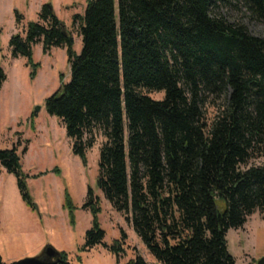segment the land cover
I'll list each match as a JSON object with an SVG mask.
<instances>
[{
    "label": "trees",
    "instance_id": "trees-1",
    "mask_svg": "<svg viewBox=\"0 0 264 264\" xmlns=\"http://www.w3.org/2000/svg\"><path fill=\"white\" fill-rule=\"evenodd\" d=\"M233 5L264 23V0H87L72 20L78 55L50 4L8 42L31 79L33 46L43 54L65 48L69 81L45 99V111L62 123L82 165L102 134L96 186L159 264H235L227 232L264 213V163L247 167L264 155V38L222 17L220 9ZM5 77L0 68V88ZM227 94L208 123L204 106ZM0 169L35 210L16 148L0 149ZM63 201L74 224L66 192ZM82 208L92 216L84 247L102 244L90 187ZM58 257L69 264L64 253ZM126 264L147 263L136 256Z\"/></svg>",
    "mask_w": 264,
    "mask_h": 264
},
{
    "label": "rangeland",
    "instance_id": "rangeland-1",
    "mask_svg": "<svg viewBox=\"0 0 264 264\" xmlns=\"http://www.w3.org/2000/svg\"><path fill=\"white\" fill-rule=\"evenodd\" d=\"M86 2L0 0V68L6 76L0 88V149H17L22 171L28 176V195L36 205L35 210L28 207L21 199L16 178L0 169V258L5 264L42 256L47 246L64 253L69 264H126L136 256L147 264H159L135 234L127 216L117 212L96 186L99 151L105 142L102 134L96 133L94 146L86 152V165H82L72 153V142L62 123L45 111V99L69 81L65 48H52L43 54L41 44L33 46L32 62L38 68L31 79L32 70L26 60L12 58L8 46L10 37L24 36L28 24L38 22L41 6L50 4L54 16L71 33L73 50L78 55L81 38L72 20L84 13ZM220 13L229 23H241L250 34L264 38V23L250 19L244 8L223 7ZM15 14L20 16L19 22ZM144 93L154 100L163 98L162 92ZM227 99L228 94L215 105L204 106L208 123ZM36 107L40 110L34 113ZM263 163L264 155L251 158L247 167ZM88 187L98 198L97 220L105 232L102 244L91 248H85L84 244L92 216L82 208ZM65 192L74 207V224L70 223L68 211L63 209ZM117 241L121 251L117 249L116 254L111 246ZM226 242L235 264H256L264 256V213L256 211L243 227L230 229Z\"/></svg>",
    "mask_w": 264,
    "mask_h": 264
},
{
    "label": "water",
    "instance_id": "water-1",
    "mask_svg": "<svg viewBox=\"0 0 264 264\" xmlns=\"http://www.w3.org/2000/svg\"><path fill=\"white\" fill-rule=\"evenodd\" d=\"M39 110H40V108L36 107L34 109V113H37ZM41 255L48 258V259H53V258L58 256V252L54 248L47 246V247H45V249ZM42 256L33 257V258H24V259H21V260L15 262V264H59V261H53V262L49 263L48 261L44 260ZM256 264H264V256L261 257L257 261Z\"/></svg>",
    "mask_w": 264,
    "mask_h": 264
},
{
    "label": "flooded vegetation",
    "instance_id": "flooded-vegetation-1",
    "mask_svg": "<svg viewBox=\"0 0 264 264\" xmlns=\"http://www.w3.org/2000/svg\"><path fill=\"white\" fill-rule=\"evenodd\" d=\"M43 259L46 260V261H48L49 263H51L53 261H59V257L58 256L55 257V258H53V259H48V258H46V257L43 256Z\"/></svg>",
    "mask_w": 264,
    "mask_h": 264
}]
</instances>
